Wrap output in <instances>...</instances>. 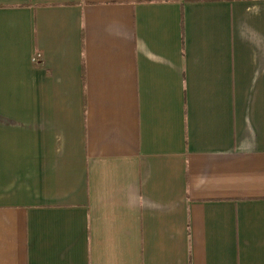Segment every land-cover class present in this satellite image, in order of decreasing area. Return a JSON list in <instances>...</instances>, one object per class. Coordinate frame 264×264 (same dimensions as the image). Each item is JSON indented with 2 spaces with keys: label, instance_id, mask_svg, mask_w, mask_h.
<instances>
[{
  "label": "crops",
  "instance_id": "1",
  "mask_svg": "<svg viewBox=\"0 0 264 264\" xmlns=\"http://www.w3.org/2000/svg\"><path fill=\"white\" fill-rule=\"evenodd\" d=\"M0 264H264V0H0Z\"/></svg>",
  "mask_w": 264,
  "mask_h": 264
},
{
  "label": "built area",
  "instance_id": "2",
  "mask_svg": "<svg viewBox=\"0 0 264 264\" xmlns=\"http://www.w3.org/2000/svg\"><path fill=\"white\" fill-rule=\"evenodd\" d=\"M39 58H40V56L38 55L37 58L35 59V62H37Z\"/></svg>",
  "mask_w": 264,
  "mask_h": 264
}]
</instances>
